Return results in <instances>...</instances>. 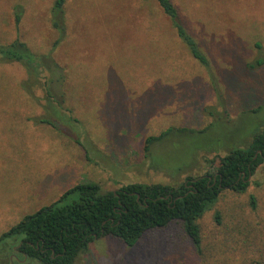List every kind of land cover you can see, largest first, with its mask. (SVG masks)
I'll use <instances>...</instances> for the list:
<instances>
[{
	"label": "rangeland",
	"instance_id": "rangeland-1",
	"mask_svg": "<svg viewBox=\"0 0 264 264\" xmlns=\"http://www.w3.org/2000/svg\"><path fill=\"white\" fill-rule=\"evenodd\" d=\"M53 1L0 0V44L18 38L36 54L51 51L64 69L54 92L62 103L52 104L66 118L40 122L48 114L40 81L31 98L21 87L23 65L0 62V234L79 182L106 192L213 173L219 157L246 147L264 125V64H256L264 59V0H172L207 66L154 0H66V34L51 50ZM207 126L171 134L153 146L155 158L144 157L149 135ZM249 181L243 192L223 190L197 220L199 249L172 221L133 246L94 239L73 264H264V161ZM12 249L1 248L0 264H40L15 260Z\"/></svg>",
	"mask_w": 264,
	"mask_h": 264
},
{
	"label": "trees",
	"instance_id": "trees-1",
	"mask_svg": "<svg viewBox=\"0 0 264 264\" xmlns=\"http://www.w3.org/2000/svg\"><path fill=\"white\" fill-rule=\"evenodd\" d=\"M154 1L169 19L191 56L207 66L206 56L185 29L172 0ZM65 2L66 0H54L50 9V23L57 34L51 50L66 34ZM14 15L18 24L21 19L19 5H15ZM13 61L25 68L27 78L21 83V87L31 98L35 96L31 93L33 86L40 81L44 91L42 98L46 100L44 108L48 114L38 120L55 126L56 122L49 115L60 116L52 103L58 106L62 103L54 92L58 91L65 80L64 69L54 61L51 51L36 54L18 38L8 44H0V62ZM256 64H264V59H258ZM208 126L202 130L168 127L157 135H149L144 139V157L150 161L155 158L152 154L153 146L169 139L171 134H202ZM75 142L80 143L76 139ZM263 161L264 125L254 133L246 147H232L224 156L219 157L215 172L187 176L177 185L129 183L103 192L97 183H76L52 203L24 215L1 233L0 250L16 245L18 250L12 249L15 260L21 254L40 264H73L78 254L85 252L94 239L111 236L127 246H133L146 231L165 227L172 221L182 222L184 232L199 249L201 236L197 220L223 190L245 191L250 183L249 175L254 174ZM181 169V165L175 166L176 171ZM250 204L255 206L253 196L250 197ZM9 263L13 264V259Z\"/></svg>",
	"mask_w": 264,
	"mask_h": 264
},
{
	"label": "flooded vegetation",
	"instance_id": "flooded-vegetation-1",
	"mask_svg": "<svg viewBox=\"0 0 264 264\" xmlns=\"http://www.w3.org/2000/svg\"><path fill=\"white\" fill-rule=\"evenodd\" d=\"M16 250H18V249H16ZM23 258H25V257H23ZM12 264V263H11Z\"/></svg>",
	"mask_w": 264,
	"mask_h": 264
},
{
	"label": "water",
	"instance_id": "water-1",
	"mask_svg": "<svg viewBox=\"0 0 264 264\" xmlns=\"http://www.w3.org/2000/svg\"><path fill=\"white\" fill-rule=\"evenodd\" d=\"M251 177V175H249V178Z\"/></svg>",
	"mask_w": 264,
	"mask_h": 264
}]
</instances>
